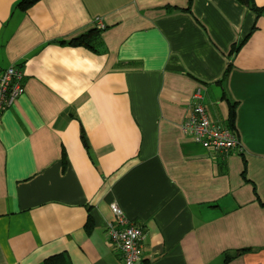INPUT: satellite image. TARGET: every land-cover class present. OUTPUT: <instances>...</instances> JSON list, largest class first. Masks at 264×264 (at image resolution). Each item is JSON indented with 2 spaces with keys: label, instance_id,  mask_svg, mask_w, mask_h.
<instances>
[{
  "label": "crops",
  "instance_id": "0c3cea01",
  "mask_svg": "<svg viewBox=\"0 0 264 264\" xmlns=\"http://www.w3.org/2000/svg\"><path fill=\"white\" fill-rule=\"evenodd\" d=\"M20 1L0 0V70L25 73L0 119V264H124L112 203L144 231L137 264H264V0ZM94 27L97 50L68 43ZM199 88L241 148L182 131Z\"/></svg>",
  "mask_w": 264,
  "mask_h": 264
},
{
  "label": "built area",
  "instance_id": "2783aa9c",
  "mask_svg": "<svg viewBox=\"0 0 264 264\" xmlns=\"http://www.w3.org/2000/svg\"><path fill=\"white\" fill-rule=\"evenodd\" d=\"M97 24L103 27L100 21ZM24 78L23 68L18 65L0 70V119L3 112L24 93ZM194 98L196 101L193 112L189 120L181 125L182 131L209 150L229 152L235 147L241 148L238 137L230 128L221 127L210 120L200 88L195 92ZM110 207L115 221L109 224V237L121 249L124 264H137L145 238L144 231L140 225L129 220L116 203H112Z\"/></svg>",
  "mask_w": 264,
  "mask_h": 264
},
{
  "label": "trees",
  "instance_id": "16d2710c",
  "mask_svg": "<svg viewBox=\"0 0 264 264\" xmlns=\"http://www.w3.org/2000/svg\"><path fill=\"white\" fill-rule=\"evenodd\" d=\"M37 1L39 0H21L18 3V6L21 7L23 10H26L28 7H30ZM192 1L193 0H189L190 5L192 4ZM239 1L245 4L250 10L255 11L258 15L260 14L261 9L256 5L255 0H239ZM99 33L100 30L94 27L76 37L71 38L68 41V43L73 46H85L95 51L97 50L96 45L98 44L97 41L99 38ZM62 43H65V41H62ZM243 43L244 41L239 44H235L232 47L231 55H235L238 52V50L241 48ZM230 68H231V64L228 66L226 70L225 77L228 76ZM234 117H235V106L234 104H231L229 127H233ZM261 204L264 205L263 203ZM88 224H90V222ZM43 264H72V262L67 253H60L47 258Z\"/></svg>",
  "mask_w": 264,
  "mask_h": 264
}]
</instances>
